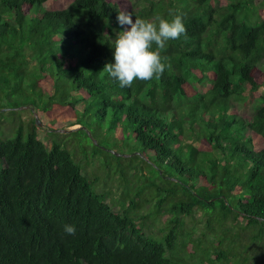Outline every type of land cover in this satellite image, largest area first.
Here are the masks:
<instances>
[{
	"label": "trees",
	"instance_id": "trees-1",
	"mask_svg": "<svg viewBox=\"0 0 264 264\" xmlns=\"http://www.w3.org/2000/svg\"><path fill=\"white\" fill-rule=\"evenodd\" d=\"M48 1L0 0V102L28 106L0 137V264H264V0H74L59 11ZM120 11L182 18L159 79L121 88L103 70ZM65 119L91 158L143 182L121 213L68 146L86 159L88 148L45 135ZM153 203L149 225L170 218L148 234L140 211ZM199 212L216 245L186 229Z\"/></svg>",
	"mask_w": 264,
	"mask_h": 264
},
{
	"label": "rangeland",
	"instance_id": "rangeland-1",
	"mask_svg": "<svg viewBox=\"0 0 264 264\" xmlns=\"http://www.w3.org/2000/svg\"><path fill=\"white\" fill-rule=\"evenodd\" d=\"M74 0H50L45 4L46 10L50 11H59L63 9H67L73 2ZM227 2V0H219L218 3L220 5H223ZM259 94L255 93L254 97H258ZM14 102H16L17 105H12L13 103L11 102H0V137L1 138H7L6 136L4 137V134L6 132V127L12 122V118L14 115L11 114L12 110H20L22 112L23 109H27L28 106H25L24 103L17 99ZM235 110L237 111L238 108L235 107ZM238 116L241 117L246 123H248L252 116V108L249 105V107H246L243 110L239 111ZM23 118L25 119L26 123L29 121L31 118L38 119L42 125L43 121L39 118L37 114H23ZM66 122H64L63 125H65V130H73L77 128V126H71L70 124L72 123L71 120L65 119ZM57 129L56 130H63V127H59V124L56 125ZM98 128L96 124H92L90 131L95 132V130ZM105 127L101 128V133L99 136V140H102L103 137L110 138L108 134L105 133ZM54 130V131H56ZM52 130V132H54ZM50 141H56L58 144L62 147H66V143L68 142H75L78 143L79 145L88 148L87 150V156L89 160L85 158V155L78 150L77 147L73 145H69V150L73 152L75 155L76 159L83 165L87 171V173L90 175L92 180H96V188L98 191L105 192L106 195L108 196V203L111 204L113 207L114 211L121 213L123 209H125L128 205L127 202V196L131 193V188H133V184L131 182H134V184L141 186L142 181L140 182H135L133 181V176H134V171L127 170L126 171V176L127 180L129 181V184L124 182L122 179H120L119 173L116 172L114 165H108L104 166V164L96 159V158H91L89 155L92 154V143L89 140H85L84 137L80 133H69V134H57V133H46L45 134ZM114 142H109L108 144H103L104 148L109 150L110 152H115L117 153V148H113L112 145ZM118 154V153H117ZM138 154V153H137ZM119 155V154H118ZM121 156H128L125 154H120ZM115 170V171H114ZM144 176H147L148 178H151V175L148 173V170L144 172ZM152 206L153 204H148L146 207H143V209L140 211V216L142 218H145L146 221H141L142 227L144 228V231L149 234V232L157 234L159 229L158 228H163L164 225L167 223V220L170 217L163 216L161 215L159 218H155L154 221L155 223L153 225H149L151 221L147 219V217H151L153 215V211L155 210ZM186 224V229L190 232L193 233V239L199 238L203 235H205L204 238L208 240H212L214 245L217 244V240L212 237L208 232H205V216L199 212L197 213L193 218L189 217H184L183 218ZM166 220V221H165ZM165 221V222H164ZM149 223V224H148ZM145 224V225H144Z\"/></svg>",
	"mask_w": 264,
	"mask_h": 264
},
{
	"label": "clouds",
	"instance_id": "clouds-1",
	"mask_svg": "<svg viewBox=\"0 0 264 264\" xmlns=\"http://www.w3.org/2000/svg\"><path fill=\"white\" fill-rule=\"evenodd\" d=\"M117 24L123 29L115 40L112 60L103 70L115 80L119 87H131L134 81L159 79L170 66L160 55L167 42L178 40L185 34V25L180 16L172 19H136L129 12L116 15ZM155 46V49H154ZM63 230L75 235L74 225L65 224Z\"/></svg>",
	"mask_w": 264,
	"mask_h": 264
},
{
	"label": "water",
	"instance_id": "water-1",
	"mask_svg": "<svg viewBox=\"0 0 264 264\" xmlns=\"http://www.w3.org/2000/svg\"><path fill=\"white\" fill-rule=\"evenodd\" d=\"M36 124H37L38 127H42V126H43L42 123H41L38 119H36ZM70 131H71V130H56V131H54V132L62 133V134H67V133H69ZM111 153H114V152H111Z\"/></svg>",
	"mask_w": 264,
	"mask_h": 264
}]
</instances>
